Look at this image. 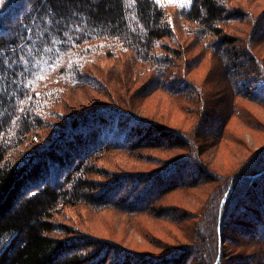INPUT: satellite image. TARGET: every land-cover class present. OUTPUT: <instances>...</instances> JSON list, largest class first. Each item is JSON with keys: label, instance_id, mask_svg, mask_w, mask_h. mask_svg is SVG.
Here are the masks:
<instances>
[{"label": "trees", "instance_id": "obj_1", "mask_svg": "<svg viewBox=\"0 0 264 264\" xmlns=\"http://www.w3.org/2000/svg\"><path fill=\"white\" fill-rule=\"evenodd\" d=\"M248 15L237 0L0 3V264H264V145L227 176L195 155L197 129L189 138L133 108L155 92L179 105L198 96L203 80L173 73L193 45L192 68L209 55L230 89L232 114L220 129L233 116H247L244 124L257 129L260 120L245 113L252 103L264 109L256 31H226L260 16ZM221 113L199 115L215 124ZM160 150L183 153L166 161L142 153ZM114 151L159 167L118 175L99 169L96 162ZM203 184L200 211L161 205L167 192L188 195ZM77 204L144 215L174 237L168 233L166 243L150 231L143 239L162 255H146L54 221Z\"/></svg>", "mask_w": 264, "mask_h": 264}, {"label": "rangeland", "instance_id": "obj_2", "mask_svg": "<svg viewBox=\"0 0 264 264\" xmlns=\"http://www.w3.org/2000/svg\"><path fill=\"white\" fill-rule=\"evenodd\" d=\"M237 2H239L242 9L247 11V17L249 13L260 16H257V19L254 18L248 21L247 24H228L226 26V31L229 34H240L243 32L237 33L240 30H249L251 28L255 30L254 49L257 51L260 58H264V0H237ZM260 32L262 34H260ZM240 43L242 42L238 44ZM198 51L199 49L192 45L190 47V52H187L179 61V66L173 69V73L177 76H190L199 82L203 80V85L199 83L195 84L196 86H200L202 90V92L201 90L199 91L198 96L190 99H180L179 105L178 101L169 98L167 95L161 92H155L149 98H138L134 100V102L139 105H135L133 108L138 116L148 117L155 123L184 132L189 138H191V135L194 133L195 129H197V133H200L201 137L195 139V147L197 149L195 155H198V158L205 162L210 169L216 170L227 176L230 175V173L234 175L239 165L248 159V155L264 145V109L253 103L246 105V115L249 112V114H254L253 116L260 120V122L255 125L257 128L255 130L249 129L248 125L244 124V118L247 116L244 118L239 117L238 119L236 116H233L228 125L220 129L222 117L232 114L230 111L231 106L226 102L228 99L229 102L232 101L229 94L230 89L227 81H223L222 76L219 74V69L212 68V64L216 62L212 61L209 55H206L204 59L201 58L196 67L192 68L197 61V59L194 60L193 58ZM211 68L213 69L212 71H210ZM207 72L210 73V76L204 80ZM130 78L133 79V75ZM138 82L139 80L135 81L132 86L138 88L140 86V84H137ZM261 83L263 82H260V84ZM143 99L145 102L141 104ZM203 102H205L204 108ZM218 110L222 111V116L218 117L217 122H214L215 124L204 122L201 118L204 114L211 118H215L219 113ZM200 112L202 116L199 115ZM145 113L149 115L147 116ZM199 126L201 130H199ZM142 153L151 156L157 155L159 156V160L166 161V159L173 158L174 154L180 155L183 152L160 150L143 151ZM140 159L138 153L123 154L114 151L106 153L96 162V165L99 169L112 172L113 175L127 172L137 173V171L144 173L159 167L146 165ZM189 172L193 176L195 175V172H192V168H190ZM113 175L111 174L109 178ZM109 178L101 179L95 177L94 179L104 182L110 180ZM130 186L131 185H127L125 189L126 193L129 192ZM140 188L141 187L137 190ZM205 189L206 186L204 184L199 185L196 189L190 190L188 195L171 190L172 192L169 191L167 192L168 194L166 193V197L164 201L161 202V205L162 203L169 206H171V204L181 205L184 206L183 208L186 211H200V209L204 207L207 198L208 190ZM132 196L133 194L131 197ZM128 197L131 198L130 196ZM54 221L65 224L79 234L102 240H110L120 247L146 255H162L161 250L153 249V246L143 239L150 236V231H156L155 233H157L158 238L166 241V243H169L166 238L168 233L173 236L171 228L160 225L157 227L144 215L129 217L113 209L93 212L90 207L83 204H77L75 207H63L59 210L57 215H54ZM172 229H175V227H172ZM176 233L181 235L179 231H176ZM228 235L229 234L226 232L224 237H228ZM229 246L231 248V245ZM233 256V253L230 254V256L224 258V261L229 262Z\"/></svg>", "mask_w": 264, "mask_h": 264}, {"label": "snow or ice", "instance_id": "obj_3", "mask_svg": "<svg viewBox=\"0 0 264 264\" xmlns=\"http://www.w3.org/2000/svg\"><path fill=\"white\" fill-rule=\"evenodd\" d=\"M3 2V0H0V3H2Z\"/></svg>", "mask_w": 264, "mask_h": 264}, {"label": "bare ground", "instance_id": "obj_4", "mask_svg": "<svg viewBox=\"0 0 264 264\" xmlns=\"http://www.w3.org/2000/svg\"><path fill=\"white\" fill-rule=\"evenodd\" d=\"M231 192V191H230ZM228 198V197H227ZM226 199V198H225Z\"/></svg>", "mask_w": 264, "mask_h": 264}]
</instances>
